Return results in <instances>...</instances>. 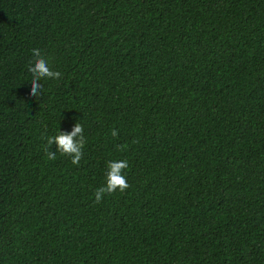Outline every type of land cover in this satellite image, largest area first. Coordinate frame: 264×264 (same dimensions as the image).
Here are the masks:
<instances>
[{
    "label": "trees",
    "instance_id": "1",
    "mask_svg": "<svg viewBox=\"0 0 264 264\" xmlns=\"http://www.w3.org/2000/svg\"><path fill=\"white\" fill-rule=\"evenodd\" d=\"M0 264H264V0H0Z\"/></svg>",
    "mask_w": 264,
    "mask_h": 264
},
{
    "label": "clouds",
    "instance_id": "2",
    "mask_svg": "<svg viewBox=\"0 0 264 264\" xmlns=\"http://www.w3.org/2000/svg\"><path fill=\"white\" fill-rule=\"evenodd\" d=\"M32 55L35 57L34 62L30 64L28 71L32 73L33 79L31 81L30 95L33 97H39L42 94V84L39 83L42 78L59 79L61 73L59 71H53L48 65V61L41 55V50L37 48L32 49ZM112 136H117V130L113 129ZM86 139L84 136V129L81 123L77 122L70 132L59 131L54 136H48L46 138V146L44 151L49 160L56 159V152L58 151L62 155H68L71 157V162L74 165H79V162L83 156L82 149L85 145ZM55 143L56 151L51 150V146ZM122 149V146H118ZM129 167L127 159L112 160L107 162L108 171L106 173V184L99 187L94 195L95 202L102 201V197L105 194H112L117 189L123 192L129 188V183L123 174V170Z\"/></svg>",
    "mask_w": 264,
    "mask_h": 264
}]
</instances>
